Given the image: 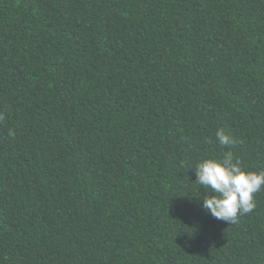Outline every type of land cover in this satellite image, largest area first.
<instances>
[{
    "label": "trees",
    "instance_id": "trees-1",
    "mask_svg": "<svg viewBox=\"0 0 264 264\" xmlns=\"http://www.w3.org/2000/svg\"><path fill=\"white\" fill-rule=\"evenodd\" d=\"M0 113V264H264L194 171H264V0H0Z\"/></svg>",
    "mask_w": 264,
    "mask_h": 264
},
{
    "label": "clouds",
    "instance_id": "clouds-1",
    "mask_svg": "<svg viewBox=\"0 0 264 264\" xmlns=\"http://www.w3.org/2000/svg\"><path fill=\"white\" fill-rule=\"evenodd\" d=\"M3 119L0 113V120ZM9 135H14V132L9 130ZM215 139L226 151L219 159H200L194 166L195 182L206 192L201 208L217 220L234 224L239 216L255 209L254 196L264 190V171L241 167L239 158L231 150L236 141L223 129L216 130ZM206 142L211 143L210 140Z\"/></svg>",
    "mask_w": 264,
    "mask_h": 264
}]
</instances>
